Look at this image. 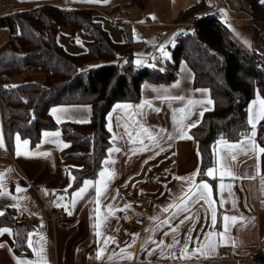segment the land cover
<instances>
[{"label":"crops","instance_id":"obj_1","mask_svg":"<svg viewBox=\"0 0 264 264\" xmlns=\"http://www.w3.org/2000/svg\"><path fill=\"white\" fill-rule=\"evenodd\" d=\"M64 1L58 0L59 3H56L55 0H0V21L2 17L32 11L46 5L64 11L72 10L65 6ZM176 2L181 4L175 5L170 1L172 19L178 18V12L186 10L198 0ZM21 3L23 5H20ZM95 12L103 17L102 13ZM216 17L222 21L218 15ZM103 19L110 18H100L104 27ZM64 28L71 32L70 25ZM106 30L114 42H124L119 31L110 27ZM9 35V30L0 24V45ZM86 36L88 40V35ZM60 44L67 48L64 43ZM249 50L259 51L256 47ZM183 67L180 63L179 76L172 83H145L138 103L119 102L112 107L106 125L108 131L111 125L110 148L113 152H107L96 177L86 179L93 183L81 195L76 193L84 182L78 189L72 190V169L80 167V164L62 159L61 152L65 143L60 132L44 131L59 135L42 134L41 141L36 146H32L30 140L25 145L23 141L27 139L21 137L18 142L17 135L10 143L5 133L0 104V134L4 141V147L0 148V173L3 174L0 178L3 185L0 187V193H4L0 195V210H3L4 214L8 210H15L16 215L22 212L35 219L28 225L0 227L11 229V234H0V264H21L27 261L34 264H264L258 263L254 257L258 251L264 252V154H259L257 161V154L251 151L253 141L263 146L257 140V126L264 113V105L259 101L264 99L258 95L248 106V121L251 115L255 123V135L253 136V128L249 124L250 128L243 133L239 141L229 142H239L236 149L228 148L222 140L218 141L213 147L214 164L210 167L214 169V176L207 175L206 171L207 179L200 180L199 146L191 136V130L201 122L206 112L213 109L214 103L207 88L194 87V74L189 66L193 83L190 85V93L183 94L185 85L181 82V75L188 76V87L189 78L191 80V75L189 76V72ZM30 68L32 69L15 76L12 84L27 83L24 77H29L30 82L45 81L43 72L34 67ZM160 89L167 91L162 92ZM163 95L180 96L183 99L158 98ZM209 100L212 103H208ZM189 101L192 103L189 104ZM118 104L131 107L116 108ZM52 108L58 109L55 115L51 112ZM52 108L50 114L57 124L87 123L92 116L90 105H60ZM180 109L184 111L181 112ZM181 118L185 125L194 122L195 126L186 128V135L182 138H176L175 128ZM144 129L148 131L145 132ZM162 129L167 132H162ZM149 133H159L163 138L160 143L164 151H159V148L148 140ZM168 134L173 138L169 140ZM117 148L120 150L115 151ZM145 148L147 150H144ZM233 152L236 154L235 161L231 160ZM103 170H106L103 179L107 188L102 189V195L97 197L96 182L102 179L100 173ZM228 171L234 173L235 178L228 176ZM221 172L225 173L223 177ZM194 173L198 174L193 176ZM179 177H192V181L180 180ZM201 181L213 187L214 203L211 206L197 197L188 205L187 210L178 216H173L172 210H163L168 204L178 202L190 183L199 185ZM222 183L225 187L221 190ZM140 190L155 199L150 218L156 219L149 218L143 229L125 225L121 220L124 211L134 212L130 199ZM73 200L75 204L72 203ZM109 208L112 209L111 212ZM56 210H62L70 218L80 219V225L75 228L54 225L50 218ZM213 210L217 215L215 225L211 219ZM224 215L237 217V220L230 219L225 222ZM166 217H171L170 223L153 231ZM173 226L177 229L175 238L180 241L179 244L173 243V234L170 231ZM166 232L168 235H164ZM134 233L136 235H133ZM220 233H224V236L221 237ZM18 236L23 239L21 249L17 245ZM188 236L191 240L184 250L185 237ZM206 237L213 242L210 249L203 246ZM150 238L157 242L162 240L164 245L153 244ZM29 239L32 241L31 247ZM222 248L230 255L220 254L219 250ZM98 252L102 253L99 258Z\"/></svg>","mask_w":264,"mask_h":264},{"label":"trees","instance_id":"obj_2","mask_svg":"<svg viewBox=\"0 0 264 264\" xmlns=\"http://www.w3.org/2000/svg\"><path fill=\"white\" fill-rule=\"evenodd\" d=\"M246 1L261 43L258 56L264 62V1ZM149 3L131 0L129 5L146 9ZM208 7L209 0H198L179 14L177 23L189 26L178 36L165 72L138 68L130 26L123 25L125 40L116 43L102 26V16L93 10L64 11L46 5L2 17L1 27L10 32L0 45V104L8 142L19 134L36 146L44 131H59L67 145L61 152L62 159L80 164L72 169V190L78 189L86 179L96 177L110 148L106 119L112 107L119 102L138 103L145 83H172L184 61L194 74V87L207 88L214 103L191 130L200 152L199 179L206 180V171L214 164V145L221 140L239 141L242 132L250 128V102L258 95L264 99V65L256 63L258 56L216 16H200ZM68 25L72 34L82 30L88 35L87 52L71 54L59 43L61 28ZM121 56L126 63L118 65ZM30 67L43 72L45 81L12 87V79ZM60 105H90L91 119L87 123L57 124L50 109ZM257 140L264 146V118L257 126ZM15 216V210L1 215L0 227L14 226ZM22 240L17 237L20 249ZM254 257L264 263L263 251Z\"/></svg>","mask_w":264,"mask_h":264},{"label":"rangeland","instance_id":"obj_3","mask_svg":"<svg viewBox=\"0 0 264 264\" xmlns=\"http://www.w3.org/2000/svg\"><path fill=\"white\" fill-rule=\"evenodd\" d=\"M51 1V0H50ZM59 3L58 0H55ZM131 0H106L102 2H89V0H65V6L72 10L89 9L103 14V25L119 31L123 36V25H129L133 36V55L134 63L138 68H157L165 72L167 70V61L172 60L173 51L177 43V37L180 33H185L188 24L178 23V18H171L172 4H181L176 0H150L146 9L129 5ZM166 1V2H165ZM23 3L25 1H22ZM21 3L20 5H23ZM169 4L168 6H166ZM183 4V3H182ZM196 4H192L194 6ZM190 6V7H192ZM188 7V8H190ZM187 8V9H188ZM180 11V10H179ZM184 11V10H182ZM178 12L179 14L182 12ZM213 13V14H212ZM179 14H177L179 16ZM251 8L246 0H209V7L200 16H216L227 25L234 36L246 47H256L261 52V43L256 38L254 29V19L250 16ZM154 17V18H153ZM159 21V22H156ZM105 29V30H106ZM108 31V30H107ZM87 39L84 31H77L71 34L68 29L61 28L58 41L67 46V50L74 53L85 51ZM163 46V51H161ZM167 53L165 56L164 53ZM141 63L137 64V61ZM116 63L123 65L126 63L125 57H120ZM181 64L191 75L189 78L185 74L181 75V82L185 85L182 89L183 94L190 93V85L193 83V74L184 61ZM183 67V68H184ZM178 70L177 76H179ZM25 81L30 82L29 77H24ZM188 87V88H187ZM242 264H255V262H246Z\"/></svg>","mask_w":264,"mask_h":264},{"label":"snow or ice","instance_id":"obj_4","mask_svg":"<svg viewBox=\"0 0 264 264\" xmlns=\"http://www.w3.org/2000/svg\"><path fill=\"white\" fill-rule=\"evenodd\" d=\"M89 2H100V0H89ZM106 2V0H105ZM154 18V17H153ZM161 51H163V46H161ZM164 55L166 56L167 53L165 52ZM137 64L141 63L139 60L136 62ZM177 85L179 84V81L176 82ZM5 87H9L8 85H5ZM12 87H16L15 85H12ZM155 90V89H154ZM159 91H162V92H166L167 90L166 89H160ZM197 91H200V90H197ZM206 91V90H204ZM158 98H161V99H177V100H182L183 97H180V96H176V97H169L167 95H163V96H159ZM259 99V97H258ZM261 105H264V100H260L259 101ZM192 101H189V104H191ZM208 103H212L211 100L208 101ZM253 103L255 104L256 101H253ZM128 108V107H131L130 105H127V104H124V105H116V108ZM58 109L57 108H52L51 109V112L53 115H55L57 113ZM181 112L184 111V109H180ZM201 115H203V113L201 112ZM109 116H111V113H109ZM260 118H264V113H262L261 117ZM58 121H59V118H58ZM248 123L250 125H252V128H253V136L255 135V123L253 122V118L252 116L250 115L249 116V121ZM195 126V123L194 122H189L187 125H185L183 123V118H181V120L177 123V126L175 128V134H176V138H182L183 136L186 135V128H190V127H193ZM111 125H109V131H111ZM145 132H147L148 130L147 129H144ZM162 132H167V130H161ZM44 136H49V135H59V133H49V132H44L43 133ZM129 135H131L129 133ZM148 140L155 146H157L159 148V151H164V148L163 146H161V143H160V140H162L163 138L159 136V133L157 135H152L151 133L148 134ZM167 138L170 140L172 139V135L171 134H168L167 135ZM190 138V137H189ZM16 140L19 142L20 141V136L19 134H17L16 136ZM23 143L25 145H27L29 143L28 140H24ZM223 143L230 149H236L237 147H239V142L238 143H229L228 141H223ZM4 147V141H3V136L2 134H0V148ZM65 147H67V145H65ZM120 149L117 148L115 149V151H119ZM144 150H147L146 148ZM251 151L255 154H257V161H259V154H264V146H260V145H257L254 141L252 142V145H251ZM108 152L111 153L113 152V149L112 148H109L108 149ZM20 152L19 150L17 149V155H19ZM27 155V153H25ZM157 155L159 154V152L156 153ZM231 160L235 161L236 160V154L235 152L232 153L231 155ZM107 162V161H106ZM196 174L198 173H194L193 176H195ZM207 175L209 176H214V169L212 168H209L207 170ZM225 175L224 172H221V176L223 177ZM227 175L230 176V177H233L235 178V174L232 173L231 171H228L227 172ZM3 174L0 173V178H2ZM100 176H101V180L97 181L96 182V195L97 197H100L102 195V189H105L107 188V184L106 182L104 181V177L106 176V170H103L101 171L100 173ZM178 179L180 180H188V181H192V177H179ZM93 182L92 181H89V180H85L84 181V185L82 187H80L76 193V195H81L83 194L86 190H87V187L89 185H91ZM0 187H3L2 183H0ZM193 187H195V192H193ZM225 187V185L222 183L220 185V189L222 190L223 188ZM19 186H17V191H19ZM4 193H0V195H3ZM212 195H213V187L212 185L204 182V181H201L199 185H195L194 182L190 183L188 185V188H187V191H185L181 197L179 198V201L178 202H173V203H170L168 204L163 210L165 212H169V210H172V215L173 216H178L180 215L181 212L183 211H186L187 208H188V205L192 202V200L196 199L197 197L201 200H204L206 203L209 204V206H211L214 201L212 199ZM114 199V197H113ZM73 204H75V200L72 201ZM97 203H99V200H97ZM13 207H16V205H12ZM127 207V206H125ZM109 211L111 212L112 209L109 208ZM3 210H0V215H3ZM71 214V213H69ZM150 219L152 220H155L156 217H151ZM170 219L171 217H166L163 221H161L160 224L156 225V227L153 229V231H156L157 229L163 227L164 224H168L170 223ZM211 219H212V222H213V225H215L216 223V220H217V215H216V212L215 210L212 211V215H211ZM232 220V221H236L237 220V217H229L228 215H224L223 217V220L225 222L229 221V220ZM183 222V221H181ZM97 228H99V224H97ZM176 227L173 226L170 231L172 232L173 234V243L174 244H179L180 241L179 240H176L175 238V232H176ZM189 232H191V229H189ZM3 233H9L11 234V229L8 228V227H4V228H0V234H3ZM97 235H99V232L97 233ZM133 235H136L135 233ZM164 235H168V233H164ZM211 234H209L210 236ZM221 237L224 236V233H220L219 234ZM151 240V238H150ZM191 240V237L188 236V237H185V242H184V250L187 249V245H188V242ZM29 243V246L31 247L32 246V241L29 239L28 241ZM105 243H107V241H105ZM151 243L153 244H157L158 246L159 245H164V241H155V240H151ZM213 245V242L208 239V237H206V241H205V244L203 245L204 247H207V248H211ZM2 246V245H0ZM167 247L171 248L172 245H167ZM184 250H182V256H183V252ZM34 251H36L34 249ZM42 251V249H41ZM102 253L101 252H98V258L99 256L101 255ZM174 255V254H173ZM21 264H34V262L32 261H27V262H21ZM36 264H38V262H36Z\"/></svg>","mask_w":264,"mask_h":264},{"label":"built area","instance_id":"obj_5","mask_svg":"<svg viewBox=\"0 0 264 264\" xmlns=\"http://www.w3.org/2000/svg\"><path fill=\"white\" fill-rule=\"evenodd\" d=\"M252 53L255 56H258L259 54L257 50H252ZM256 63L258 65H264V62L259 56L256 58ZM28 69L31 70L32 68ZM130 205L134 212L130 210L124 211L121 214L122 222L125 225L143 229L150 218L151 211L155 206V199L151 196H148L144 191L140 190L137 194L131 197ZM50 219L54 225L66 228H75L81 223L80 219L70 218L62 210H56L55 212H53ZM34 221L35 219L27 217L22 212H19L15 217L16 225H28L33 223ZM219 253L230 255V253L224 248L220 249Z\"/></svg>","mask_w":264,"mask_h":264}]
</instances>
